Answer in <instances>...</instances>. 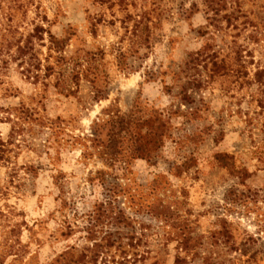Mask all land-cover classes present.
Segmentation results:
<instances>
[{"label":"rangeland","instance_id":"1","mask_svg":"<svg viewBox=\"0 0 264 264\" xmlns=\"http://www.w3.org/2000/svg\"><path fill=\"white\" fill-rule=\"evenodd\" d=\"M223 2L0 0V264H264V0Z\"/></svg>","mask_w":264,"mask_h":264},{"label":"trees","instance_id":"2","mask_svg":"<svg viewBox=\"0 0 264 264\" xmlns=\"http://www.w3.org/2000/svg\"><path fill=\"white\" fill-rule=\"evenodd\" d=\"M209 3L208 7H210V10H213V11H218L220 9V7L223 6V0H218L216 1V5L213 4L212 2H215V0H207ZM140 22H142L141 19L137 20L136 23L139 24ZM218 155V161L219 163L222 165V166H225V167H231V163H229L227 161L226 158H228V154L226 153H219L217 154ZM97 180L98 183H100L103 187H107L110 182L107 181V179L104 177L103 174H100L99 172H96L95 175L91 176V179L90 180ZM106 201H108L107 203L110 204V198L107 197L106 198ZM151 212H152V215H154L156 218H163V219H167V214L168 213H172V210H170V207L169 206H162L161 210L156 209V211H154L153 209H151ZM101 216H104V217H107V218H111L115 223L117 224H127V218L124 217L123 215V212L121 209H119L116 213H111L110 211H102V212H98L96 216H94V219L95 221H99L100 220V217ZM94 228H95V224L92 223L90 224L88 227H86V231H87V238H95L94 237ZM72 228L71 226L69 225H66L63 229V235L64 236H69L71 233H72ZM108 241H110L109 244H112L113 242L110 240V236L108 237L107 239ZM94 248H93V253H92V256H91V261H93L94 264H96V257L99 256V254L102 252L101 250H99L98 248L100 246H102V244L98 243V242H95L93 244ZM95 256V257H94ZM94 257V258H93ZM182 259L181 258H178L176 257L175 258V264H178L179 261H181ZM86 255L84 253H81V252H77L76 253V247L73 246V245H70L66 248V250H64L59 256L57 259H55V262L57 263H61V264H86ZM125 258L124 260H121L119 262H115L116 264H126L125 262Z\"/></svg>","mask_w":264,"mask_h":264}]
</instances>
